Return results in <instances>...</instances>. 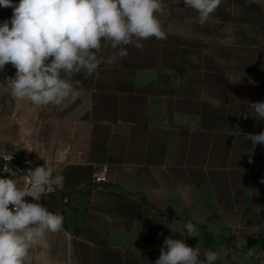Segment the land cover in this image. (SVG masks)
<instances>
[{"label": "crops", "instance_id": "obj_1", "mask_svg": "<svg viewBox=\"0 0 264 264\" xmlns=\"http://www.w3.org/2000/svg\"><path fill=\"white\" fill-rule=\"evenodd\" d=\"M162 2L166 39L70 78L78 94L61 113L78 133L54 172L63 189L34 195L64 217L69 264H155L168 236L201 260L264 264V145L246 135L264 131L248 108L264 101V0H222L204 25L184 0ZM188 222L198 236H181Z\"/></svg>", "mask_w": 264, "mask_h": 264}, {"label": "clouds", "instance_id": "obj_2", "mask_svg": "<svg viewBox=\"0 0 264 264\" xmlns=\"http://www.w3.org/2000/svg\"><path fill=\"white\" fill-rule=\"evenodd\" d=\"M221 2L184 0L185 8L198 14L201 25ZM0 7L13 10L10 20L0 23V71L11 64L16 72L14 77L6 78V84L12 97L37 107L60 106L70 95H77L75 86L80 81L73 83L70 78L81 72L90 76L101 63L111 65L127 58V46L140 49L142 40L167 38L159 19L164 10L162 0H0ZM104 47L113 50L107 60L97 55ZM248 108L258 120L264 119V101L248 102ZM243 115L247 118L249 114ZM246 135L252 141V150L258 144L264 145V131ZM252 150L248 152L249 163ZM21 179L23 186L18 187L20 180L0 177V264H27L46 233L63 230L61 214L25 198L39 201L40 196L34 193L49 188L62 190L64 177L54 174L46 161L43 166L29 169ZM255 211L259 215L264 206H256ZM184 228L181 236H198L193 223H186ZM200 256L197 246L168 236L155 264H215L219 258L212 250L203 253L204 260Z\"/></svg>", "mask_w": 264, "mask_h": 264}, {"label": "rangeland", "instance_id": "obj_3", "mask_svg": "<svg viewBox=\"0 0 264 264\" xmlns=\"http://www.w3.org/2000/svg\"><path fill=\"white\" fill-rule=\"evenodd\" d=\"M13 2L19 3V0ZM12 11V8L0 7V23L10 20ZM15 72L11 64L0 71V164L5 156H27L41 166L47 161L55 172L78 132L68 124L69 115L61 113L64 101L60 106L37 107L12 97L6 78L14 77ZM68 241L62 232L46 233L27 264H69Z\"/></svg>", "mask_w": 264, "mask_h": 264}, {"label": "built area", "instance_id": "obj_4", "mask_svg": "<svg viewBox=\"0 0 264 264\" xmlns=\"http://www.w3.org/2000/svg\"><path fill=\"white\" fill-rule=\"evenodd\" d=\"M10 157L12 158L10 159ZM37 166H41V165L33 162V160L27 156H23V157H15L13 155L5 156L3 157V160L1 158L0 177H7V178L20 180L21 183L18 187H22L23 180L21 178L27 175L29 169H34ZM13 173H15V175H13ZM106 182H107V178L105 171L98 172L94 176L95 184H102ZM25 186L26 187L28 186L27 183ZM25 199L27 200V202L41 203L46 207V205L41 200L34 201L32 197H26Z\"/></svg>", "mask_w": 264, "mask_h": 264}, {"label": "trees", "instance_id": "obj_5", "mask_svg": "<svg viewBox=\"0 0 264 264\" xmlns=\"http://www.w3.org/2000/svg\"><path fill=\"white\" fill-rule=\"evenodd\" d=\"M161 79V78H160ZM91 192V188H89L88 190L84 191L83 194L88 196Z\"/></svg>", "mask_w": 264, "mask_h": 264}, {"label": "water", "instance_id": "obj_6", "mask_svg": "<svg viewBox=\"0 0 264 264\" xmlns=\"http://www.w3.org/2000/svg\"><path fill=\"white\" fill-rule=\"evenodd\" d=\"M20 184H18V186H19Z\"/></svg>", "mask_w": 264, "mask_h": 264}]
</instances>
